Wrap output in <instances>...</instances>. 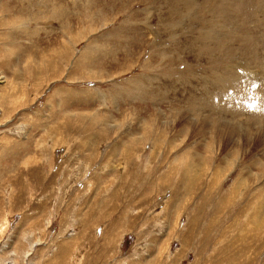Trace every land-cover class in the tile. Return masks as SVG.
<instances>
[{
	"label": "rangeland",
	"instance_id": "rangeland-1",
	"mask_svg": "<svg viewBox=\"0 0 264 264\" xmlns=\"http://www.w3.org/2000/svg\"><path fill=\"white\" fill-rule=\"evenodd\" d=\"M263 38L264 0H0V264H264Z\"/></svg>",
	"mask_w": 264,
	"mask_h": 264
},
{
	"label": "bare ground",
	"instance_id": "bare-ground-1",
	"mask_svg": "<svg viewBox=\"0 0 264 264\" xmlns=\"http://www.w3.org/2000/svg\"><path fill=\"white\" fill-rule=\"evenodd\" d=\"M220 1V0H219ZM231 6L233 5V7L234 6H239L238 4H230ZM228 6V5H227ZM225 7V6H224ZM239 8V11H238V13H236L235 12V15L237 16V17H240L238 14H240L241 12H242V10H244V8H240V7H238ZM223 9V8H222ZM222 9H219V10H221V11H223ZM230 9V8H229ZM238 10V9H237ZM220 12V11H219ZM218 12V13H219ZM234 12V11H233ZM228 14H229V12H228V9L227 10H224V12H223V15L225 16V17H223L222 16V13L220 14V16H221V18L223 19V21L224 20H226V19H228ZM227 16V17H226ZM231 15H229V17H230ZM248 16V15H247ZM251 16V15H250ZM242 17V16H241ZM240 20H242V18L240 19ZM239 20V21H240ZM253 20V19H252ZM234 21V20H233ZM242 21H244V20H242ZM245 24V23H244ZM225 25V24H224ZM245 28V27H244ZM235 29V28H234ZM252 36V35H251ZM264 39V38H263ZM247 40V39H246ZM255 42V41H254ZM260 51V50H259ZM250 53V52H249ZM259 54V53H258ZM235 80V79H234ZM233 81V80H232ZM234 82H236V81H234ZM243 83V82H242ZM250 92H247V91H245V88H244V90H241L240 92H238V94H240L241 95V98L239 99L241 102H243V103H241L240 104V107L241 108H244L243 106L248 102L249 103V105H252V107H255V103H257V104H259L258 102H254L253 103V98H252V96L249 94ZM235 96H236V94H235ZM237 97H238V95H237ZM236 97V98H237ZM229 99V98H228ZM234 100V99H233ZM229 102V101H228ZM233 102V101H232ZM237 102V101H236ZM239 106V104L237 105V107ZM257 106V105H256ZM248 107V106H247ZM260 110H256V109H253L252 110V115L255 117V118H257V119H259V116H260ZM263 115V114H262ZM261 119V118H260ZM94 122L96 123V121L94 120ZM256 122L257 123H259V120H256ZM95 125H97V123L95 124ZM262 141V140H261ZM257 143V142H256ZM183 165H185V164H183ZM181 168V167H180ZM264 168V167H263ZM189 169V168H188ZM191 170V169H190ZM188 172H190V171H188ZM192 175V174H191ZM195 180V179H194ZM252 181V180H251ZM249 182V181H248ZM247 185V184H246ZM234 192V191H233ZM230 200V199H229ZM232 201H234L233 199H232ZM230 203V202H229ZM256 206V205H255ZM257 206H261V208H258V207H253L252 209H251V211L249 212V214H248V221L246 222V223H248V225L250 226V227H252L253 229H257V230H259L260 228H262V223L263 222H261V221H259L258 219H257V216H258V214L260 213V214H264V205H263V203H262V201H260L258 204H257ZM238 209V211L240 210V212H238V213H241V209H240V207L239 208H237ZM244 212H246V211H244ZM244 214V213H243ZM236 218L238 217V214L235 216ZM243 217H244V215H243Z\"/></svg>",
	"mask_w": 264,
	"mask_h": 264
}]
</instances>
